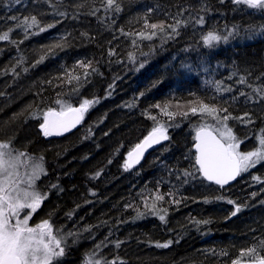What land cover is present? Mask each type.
<instances>
[{"label":"trees","instance_id":"trees-1","mask_svg":"<svg viewBox=\"0 0 264 264\" xmlns=\"http://www.w3.org/2000/svg\"><path fill=\"white\" fill-rule=\"evenodd\" d=\"M118 3L119 13L106 12L103 0H0V33L14 28L10 35L17 41H0V142L11 140L25 155L43 158L46 174L36 189L46 196L33 218L48 220L54 233L77 234L75 242L68 237L58 264H87L89 254L93 260L119 257L123 264L264 259V162L225 188L206 183L198 173L186 183L183 176L195 171L196 128L215 124L189 111L201 101L226 107L244 121L250 118L252 123L231 119L228 124L242 141L241 151L257 147L256 133L264 130V101L253 89L264 87V11L235 6L231 0ZM33 15L41 26H55L25 38L11 18ZM201 15L205 24L194 23ZM175 20L187 23L171 38L170 28L157 30L151 39L138 35L153 31L145 21L171 25ZM233 28L238 33L227 42L203 45L202 36L209 30L226 35ZM62 37L67 45L48 52ZM41 56L45 59L37 63ZM78 61L91 62L97 71L89 69L85 78ZM66 73L79 76V81H69ZM241 77L247 83H238ZM215 81L232 90L218 93ZM241 92L253 99L246 100ZM85 99L98 102L77 130L63 137L41 136L42 117H33L48 108L59 110L58 100L79 107ZM165 105L173 118L162 112ZM158 123L167 127L169 140L125 170L127 153ZM157 194L164 195L157 202L159 214L167 210L164 222L145 208ZM237 205L240 211L232 215ZM204 220L210 222L196 223ZM169 240L173 243L168 248L155 247Z\"/></svg>","mask_w":264,"mask_h":264},{"label":"snow or ice","instance_id":"snow-or-ice-1","mask_svg":"<svg viewBox=\"0 0 264 264\" xmlns=\"http://www.w3.org/2000/svg\"><path fill=\"white\" fill-rule=\"evenodd\" d=\"M19 2L20 0H16V3ZM49 2L51 3V0ZM219 2L223 4L225 0H219ZM231 2L235 6L244 5L248 9L264 11V0H231ZM103 3L106 12L114 11L119 13L121 11L118 0H103ZM206 10L204 9V11ZM96 11L98 10H94L91 14L95 15ZM148 11L151 12L152 9L150 8ZM56 14L60 16L66 15L64 12H57ZM11 19L18 21L16 28L24 32L25 38H28L30 35H38L46 31L47 28L55 26V24H48L46 27L41 26L39 20L34 15L30 18L25 17L23 20H19L17 17H12ZM182 23L186 24L187 22L175 20L171 25H165L163 22L158 25L156 23L149 24L145 21V27L153 31L150 34L140 32L138 35L151 39L152 36L156 35L157 30L160 33H165L166 28H170L171 32L168 35L171 38L173 35L178 34V29ZM194 23L204 25V16L201 15L195 18ZM33 28H37L38 31L33 32ZM14 31V28H9L7 31L0 33V41L17 43L10 35ZM237 33L238 29L236 28L229 29L226 35L220 34L215 29L209 30L202 36V42L206 48H212L220 41L227 42ZM81 35H86V33H82ZM67 43V39L62 37L60 42L48 49V52H51L53 48L62 49ZM111 54L110 52L109 55ZM44 59L45 56H41L40 61H37V63L42 62ZM77 64L79 67L85 69L83 73L85 78L90 74L89 69L91 72L97 71L96 68L91 66V62L78 61ZM144 66V63H141L139 68H143ZM66 75L69 81L73 79L79 81L80 79L79 76H75L72 73H66ZM238 83L245 84L247 81L241 77ZM215 85L218 93L230 92L232 90L231 87H222V82L220 81H215ZM248 86L251 87V85ZM253 93L260 101H264V87L254 88ZM240 95L244 96L248 101L253 99L252 95L244 92H241ZM97 102L98 100L85 99L80 103L79 107H73L67 101L61 102L58 100L57 103L62 105L59 110L48 108L33 118L42 117L39 128L45 137L61 135L63 132H67L79 124L89 107ZM155 107L160 106L156 105ZM161 110L169 118L174 117V113L170 112L166 105ZM189 111L193 116H196L198 113L202 116L206 115L215 124H201L196 128L194 137L195 171H185L183 173L185 183L189 176H195L198 173L205 180L223 187L230 180H235L241 173L248 172L257 164L264 162V130L257 137L259 147L252 151L241 152L238 149L242 141L234 134L232 127L228 124V121L231 119H240L242 122L252 123L250 118L244 121L242 117H233L226 107H220L203 101L199 103V107H191ZM183 115L187 116L188 112L183 113ZM244 116L248 117L249 114L245 113ZM150 118L156 120L155 116ZM168 140L167 127L158 123L143 140L127 153L123 167L125 170L131 169L134 164L140 162V159L148 148H151L155 144H160L161 141ZM21 157H24V163L31 169L27 180L23 182V186L22 182L15 178V170L20 163ZM42 159L40 161L32 160L31 157H26L24 153L17 152L12 148L11 140L0 142V264H58V259L66 254L68 237H73V241L75 242L77 234L68 233L65 236L61 233H54L48 220L42 221L35 228L29 224L31 215L40 207L41 202L46 196V194H42L36 189V181L46 174ZM96 175L99 176L100 173L97 172ZM253 180L259 181V177L253 176ZM52 187L55 188L57 186L52 185ZM255 195L256 193H253V196ZM162 200H164V195L157 194L154 196L151 204L145 203V208L153 215H157L162 211L157 207V202ZM174 202L180 203L178 200ZM228 203L232 204L234 201L229 200ZM163 211L166 214L167 210ZM239 211L240 206L237 205L236 211L232 215H236ZM165 214H159L161 222L165 221ZM143 215L144 213L137 211L138 217H143ZM209 222L207 220L196 221L197 224H207ZM172 243L173 241L171 240L164 243L156 242L155 247L166 249ZM120 244V241L115 242V247L119 248ZM102 245L103 242L96 245L93 251L96 252L101 249ZM87 264H123V262L120 261L119 257H116L115 260H109L106 257L93 260L91 254H89ZM259 264H264V259H260Z\"/></svg>","mask_w":264,"mask_h":264},{"label":"rangeland","instance_id":"rangeland-1","mask_svg":"<svg viewBox=\"0 0 264 264\" xmlns=\"http://www.w3.org/2000/svg\"><path fill=\"white\" fill-rule=\"evenodd\" d=\"M58 108V107H57ZM206 116V115H205ZM202 118H204V117H202ZM206 118L208 119V120H212L210 117H208V116H206ZM205 118V119H206ZM259 135H261V132H257L256 133V136H255V139H256V144H257V147H259V144H258V139H257V137L259 136ZM15 146L12 144V148L14 149V150H16L17 152H21L20 150H18V149H15L14 148ZM256 147V148H257ZM239 151H241L240 150V147H239V149H238ZM254 150V149H253ZM250 151H252V150H250ZM241 152H244V151H241ZM22 153V152H21ZM26 157H31V156H28V155H25ZM31 159L32 160H34L32 157H31ZM30 171H31V169L30 168H28L27 166H26V164L24 163V157H21L20 158V163H19V165H18V167H17V169L15 170V172H16V177L15 178H17L18 180H20L21 182H22V186H23V182L24 181H26L27 180V177H28V174L30 173ZM42 177V176H41ZM40 180V179H39ZM39 180L38 181H36V184H37V182H39ZM43 202V201H42ZM41 202V203H42ZM39 209V208H38ZM37 212V210L31 215V218H30V221H29V224H30V226L31 227H33V228H35V226L36 225H38V224H40L42 221H44V220H40V219H35L34 220V214Z\"/></svg>","mask_w":264,"mask_h":264},{"label":"water","instance_id":"water-1","mask_svg":"<svg viewBox=\"0 0 264 264\" xmlns=\"http://www.w3.org/2000/svg\"><path fill=\"white\" fill-rule=\"evenodd\" d=\"M82 121H83V120H82ZM82 121H81L79 124H77L75 127L71 128L69 131H67V132H63L61 135H53V136H48V137H63V136L69 135V134H71L72 132H74L75 130L78 129V127L80 126V124L82 123ZM214 134H215V133H214ZM41 136H42V137H45V136L42 134V132H41ZM194 137H195V132H194ZM193 141H194V143H195L194 138H193ZM163 142H164V141H161L160 144H155V145H153L151 148H148V149L144 152V155H143V157L140 159V162H139L138 164L142 163V162L147 158V156H148V155H149L154 149H156L157 147L161 146V145L163 144ZM194 143H193V151H194V163H195V148H194ZM135 165H137V164H134V166H135ZM134 166H133V167H134ZM200 177H201L206 183H208V184H212V185L217 186V187H220V188H225V187L231 186V185L234 184V183L236 182V180L239 178V176H237L235 180H230L228 184H226V185H224L223 187H221L220 185H217V184H215L214 182H211V181H207V180H205L202 176H200ZM233 264H234V263H233ZM235 264H259V260H258V261H249V262H237V263H235Z\"/></svg>","mask_w":264,"mask_h":264},{"label":"bare ground","instance_id":"bare-ground-1","mask_svg":"<svg viewBox=\"0 0 264 264\" xmlns=\"http://www.w3.org/2000/svg\"><path fill=\"white\" fill-rule=\"evenodd\" d=\"M164 142H165V141H164ZM164 142H163V143H164ZM162 145H163V144H162ZM162 145H161V146H162ZM159 147H160V146H159ZM159 147H157V148H159ZM157 148H156V149H157ZM154 150H155V149H154ZM154 150H153V151H154ZM153 151H152V152H153ZM152 152H151V153H152ZM151 153H150V154H151ZM150 154H149V155H150ZM149 155H148V156H149ZM148 156H147V157H148Z\"/></svg>","mask_w":264,"mask_h":264}]
</instances>
